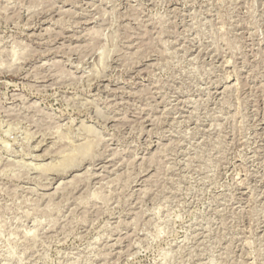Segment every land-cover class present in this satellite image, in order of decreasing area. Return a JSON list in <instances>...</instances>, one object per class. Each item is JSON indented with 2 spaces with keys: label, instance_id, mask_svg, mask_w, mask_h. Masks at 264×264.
<instances>
[{
  "label": "rangeland",
  "instance_id": "rangeland-1",
  "mask_svg": "<svg viewBox=\"0 0 264 264\" xmlns=\"http://www.w3.org/2000/svg\"><path fill=\"white\" fill-rule=\"evenodd\" d=\"M0 264H264V0H0Z\"/></svg>",
  "mask_w": 264,
  "mask_h": 264
}]
</instances>
